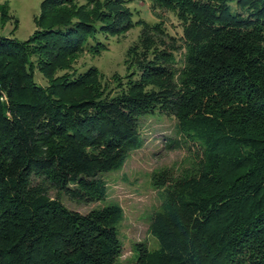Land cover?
I'll return each instance as SVG.
<instances>
[{
	"label": "trees",
	"instance_id": "obj_1",
	"mask_svg": "<svg viewBox=\"0 0 264 264\" xmlns=\"http://www.w3.org/2000/svg\"><path fill=\"white\" fill-rule=\"evenodd\" d=\"M82 1L44 0L28 40L0 36V264H118L123 208L65 202H105L102 176L161 116L187 158L154 174L159 249L138 245L134 264H264V0H149L154 23L134 20L136 0ZM9 6L0 26L16 32ZM139 26L127 74L74 69Z\"/></svg>",
	"mask_w": 264,
	"mask_h": 264
},
{
	"label": "rangeland",
	"instance_id": "obj_2",
	"mask_svg": "<svg viewBox=\"0 0 264 264\" xmlns=\"http://www.w3.org/2000/svg\"><path fill=\"white\" fill-rule=\"evenodd\" d=\"M43 1L0 0L1 4L9 3L12 15L19 22L16 32H13L14 21L9 22L4 28L0 26V36L15 38L20 42L28 40L36 30L34 18L40 14V5ZM131 6L136 12L135 21L140 19L148 23L156 21L151 13L149 0H136ZM166 16H168L166 27L169 32L179 37L182 34L180 23L169 14ZM140 27H134L125 36L102 38L107 49L97 56L85 52L73 62L74 69L84 72L95 67L106 76L107 80L116 74H127L126 53L137 42L142 30ZM37 81L44 86L48 85V81L39 72ZM175 125L176 121L169 117H148L143 120L140 131L145 140L144 147L133 152L121 170L102 176L109 186V196L105 202L91 205L65 202L70 209L84 214L95 208L107 206L109 203H117L123 208L124 220L119 229L123 253L118 264H134L137 256L135 247L138 245L145 244V247L151 251H155L159 246L157 239L149 232L152 214L155 207L160 204L159 190L152 182L153 177L155 173L165 168L175 167L179 173L181 167L185 166L187 158L185 150L170 151L167 148V142L175 136Z\"/></svg>",
	"mask_w": 264,
	"mask_h": 264
}]
</instances>
